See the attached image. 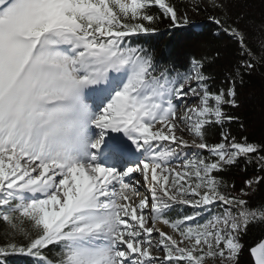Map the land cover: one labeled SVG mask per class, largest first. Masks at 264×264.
Here are the masks:
<instances>
[{
  "label": "snow or ice",
  "instance_id": "6c2138e0",
  "mask_svg": "<svg viewBox=\"0 0 264 264\" xmlns=\"http://www.w3.org/2000/svg\"><path fill=\"white\" fill-rule=\"evenodd\" d=\"M229 7L0 0V264L16 254L35 264H239L241 238L264 225V202L250 200L264 185V143L227 131L239 117L226 108L240 107L238 85L264 68V38L251 45ZM209 10L216 34L237 46L215 91L207 57L181 72L132 40ZM213 127L220 139L210 143ZM249 165L240 188L224 179ZM250 255L264 264V239Z\"/></svg>",
  "mask_w": 264,
  "mask_h": 264
},
{
  "label": "trees",
  "instance_id": "16d2710c",
  "mask_svg": "<svg viewBox=\"0 0 264 264\" xmlns=\"http://www.w3.org/2000/svg\"><path fill=\"white\" fill-rule=\"evenodd\" d=\"M171 2L182 12L189 0H171ZM228 11L233 18L243 15L241 27L247 30L251 45L255 46L259 39L264 38V33L261 32V26L264 25V0H230ZM212 14L219 15L210 10L201 11L199 14H192L189 11L191 22L188 25L169 27V22L164 20L158 23L159 31L141 34L139 38L133 37L132 40L147 49L159 65L170 66L181 72L190 67L193 59L207 57L205 70L213 77L209 84L215 91L223 86L225 75L236 62L237 46L223 33L216 34L217 26L208 19ZM217 51L220 53L219 57L215 62L209 63ZM238 97L240 107L226 108V111L238 116L239 121L226 124L225 129L233 135L243 133L250 142L264 143V68H258L250 77L245 76L244 84L238 85ZM241 124H243L242 128ZM207 139L210 143L218 142L219 128H209ZM204 154L207 155L206 152ZM242 167H233L223 173L224 179L240 188L243 181L256 172L253 165L248 166L247 172L242 171ZM250 200L255 204L264 202V185L259 186L251 194ZM262 239H264V225L251 226L247 234L241 238L244 247L239 256V264H253L250 248ZM2 242L3 235L0 232V243ZM53 252L55 253L52 251L49 255ZM7 261L8 264H35L33 257L23 254L11 255Z\"/></svg>",
  "mask_w": 264,
  "mask_h": 264
},
{
  "label": "bare ground",
  "instance_id": "6f19581e",
  "mask_svg": "<svg viewBox=\"0 0 264 264\" xmlns=\"http://www.w3.org/2000/svg\"><path fill=\"white\" fill-rule=\"evenodd\" d=\"M192 150H194V149H190V150H188V155H189V153L192 152ZM164 230H165V231H171V230H170L169 228H167V227H165Z\"/></svg>",
  "mask_w": 264,
  "mask_h": 264
},
{
  "label": "rangeland",
  "instance_id": "374dc122",
  "mask_svg": "<svg viewBox=\"0 0 264 264\" xmlns=\"http://www.w3.org/2000/svg\"><path fill=\"white\" fill-rule=\"evenodd\" d=\"M195 150H192V152L191 153H189V156H191L192 154H193V152H194ZM141 191H144L143 189H141ZM177 212H179V209H177ZM173 215H175V213H173ZM51 257V256H50Z\"/></svg>",
  "mask_w": 264,
  "mask_h": 264
},
{
  "label": "water",
  "instance_id": "95a60500",
  "mask_svg": "<svg viewBox=\"0 0 264 264\" xmlns=\"http://www.w3.org/2000/svg\"><path fill=\"white\" fill-rule=\"evenodd\" d=\"M251 256V255H250ZM251 259H252V261H253V264H254V260H253V258L251 257Z\"/></svg>",
  "mask_w": 264,
  "mask_h": 264
}]
</instances>
